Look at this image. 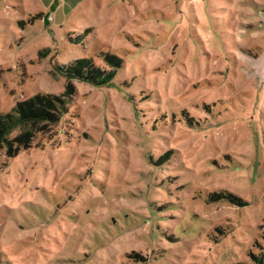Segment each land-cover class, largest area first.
Wrapping results in <instances>:
<instances>
[{
  "label": "rangeland",
  "instance_id": "rangeland-1",
  "mask_svg": "<svg viewBox=\"0 0 264 264\" xmlns=\"http://www.w3.org/2000/svg\"><path fill=\"white\" fill-rule=\"evenodd\" d=\"M101 52L113 84L71 78L61 120L0 150V264H264V0H0V113L60 95L58 65L110 69ZM171 109L199 125L155 137ZM168 146L185 175L153 195L145 156ZM220 189L243 205L208 202Z\"/></svg>",
  "mask_w": 264,
  "mask_h": 264
},
{
  "label": "trees",
  "instance_id": "trees-1",
  "mask_svg": "<svg viewBox=\"0 0 264 264\" xmlns=\"http://www.w3.org/2000/svg\"><path fill=\"white\" fill-rule=\"evenodd\" d=\"M43 16L44 15L41 13H38L31 16V19L43 18ZM45 21L47 22V19H45ZM100 55L101 59L110 69L101 68L99 65L94 63L93 59L89 57H83L76 60L74 59L70 63L63 66L58 65L56 67V72L60 74L61 77L66 79L64 91L60 95L37 93L31 98L18 101L10 111L3 114L0 113V150L5 148L8 154L7 156L16 155L21 149H28L30 147V141H32L33 133L34 131L39 130L41 125L55 124L61 120L64 114L67 113L68 106L66 99L72 95L74 91L72 83L70 82L71 78L87 82L89 85L95 87L101 85L110 86L113 84L115 72H117V68L119 69L122 63L121 59L111 53L101 52ZM125 95L131 100V106L133 110L136 111V106L133 102L134 96L130 92ZM168 107L170 108V106ZM180 111V114L183 117L182 119L180 118L181 120L176 118V112L171 109L169 113L163 114L162 117H159L158 120L155 121L152 126V130H155V137H157L158 132L163 131V129H176L179 122H183V125L188 128H194L199 125L198 120L194 119L188 110L181 109ZM167 117L169 119V123L165 128V126L160 122L167 119ZM14 130H18V134L10 137V134ZM151 149H154V147L150 146L149 151ZM149 151L145 156L146 164L150 167L147 175L148 177L153 178V186L155 187L152 191L154 192L153 195H159L156 187L168 190L167 183L169 182V179L172 178V180H174L178 177L182 178L185 175L182 171V168L185 167V163L183 160L178 161L181 157V152L173 146H168L157 157H155L154 154H150ZM171 163L175 164L174 169L179 170L181 173L175 176L159 178L160 181H158V174H160L162 170H165ZM212 163L215 164V160H213ZM216 166V169L222 168L218 165ZM180 188H183V186H180ZM207 201L214 203L228 202V204L237 206L243 205L242 202H244L241 197L232 194L225 189L208 192ZM157 202V199L154 200V202H151L156 211L168 208L169 205L174 204L171 202H165L161 206H156ZM162 216L170 217V215L166 214ZM166 236L175 240V236L173 234ZM125 255L126 258L129 259L128 262H133L135 264H147L149 260L147 255H144L139 251H131L129 253H125ZM233 264L242 263L239 262Z\"/></svg>",
  "mask_w": 264,
  "mask_h": 264
},
{
  "label": "crops",
  "instance_id": "crops-1",
  "mask_svg": "<svg viewBox=\"0 0 264 264\" xmlns=\"http://www.w3.org/2000/svg\"><path fill=\"white\" fill-rule=\"evenodd\" d=\"M193 1H194V0H193ZM41 12H43V11H41ZM41 12H40V13H41ZM47 23H48V22H47ZM261 26H262V22H261V21H259V22H258V24H257V27H259V29H260V28H261ZM260 31H261V29H260ZM261 33H262V31H261Z\"/></svg>",
  "mask_w": 264,
  "mask_h": 264
}]
</instances>
